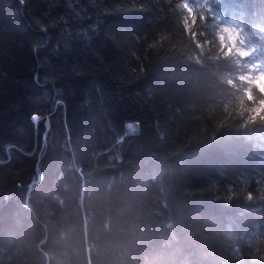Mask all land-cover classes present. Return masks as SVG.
Listing matches in <instances>:
<instances>
[{"label": "trees", "instance_id": "1", "mask_svg": "<svg viewBox=\"0 0 264 264\" xmlns=\"http://www.w3.org/2000/svg\"><path fill=\"white\" fill-rule=\"evenodd\" d=\"M255 64L264 0H0V264H264Z\"/></svg>", "mask_w": 264, "mask_h": 264}, {"label": "rangeland", "instance_id": "2", "mask_svg": "<svg viewBox=\"0 0 264 264\" xmlns=\"http://www.w3.org/2000/svg\"><path fill=\"white\" fill-rule=\"evenodd\" d=\"M228 35L230 40L235 43L237 49L247 52V49L240 42H238V32L235 29L229 28ZM250 78L264 89V66L257 64L253 65V71L250 73ZM134 126L135 124L133 123L129 124V127L131 128H134Z\"/></svg>", "mask_w": 264, "mask_h": 264}]
</instances>
